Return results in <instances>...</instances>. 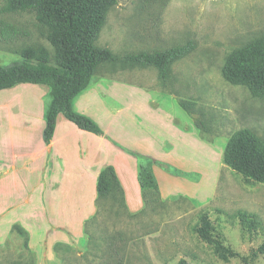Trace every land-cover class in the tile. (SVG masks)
<instances>
[{
  "label": "rangeland",
  "instance_id": "rangeland-1",
  "mask_svg": "<svg viewBox=\"0 0 264 264\" xmlns=\"http://www.w3.org/2000/svg\"><path fill=\"white\" fill-rule=\"evenodd\" d=\"M0 17L29 33L12 45L43 46L51 55L56 52L46 39V28L36 24L33 13ZM263 34L264 0H117L107 13L97 46L124 55L194 41L193 50L172 63L166 86L153 66L107 63L98 68L88 88L106 78L115 83L114 91L106 90L101 97L84 103L93 118L87 116L102 129L99 137L103 136L105 144L114 140L120 157H131L135 167L149 164L144 156L156 160L152 169L162 188L161 199L132 213L115 197L99 198L95 214V209L91 214L96 206L92 202L82 209L78 218L82 223L69 225L65 222L74 218V210L67 214L65 197L66 204L71 203L72 193L56 184L51 191L54 199L44 202L40 185L31 205L16 209L17 216L25 213L21 226L29 228L31 237L29 233L27 240L13 227L0 243V264H179L181 260L187 264H264V254L253 262L239 257L221 259L193 230L206 214L223 233L226 244L242 255L264 243V182L248 179L221 161L226 142L235 131L249 128L264 135V96H252L247 87L230 84L221 71L228 54ZM20 61L19 54L0 48V65ZM36 93L39 104L32 111L40 121L42 102L49 105L51 96L39 89ZM168 97L177 103L178 98L192 100L195 115L204 119L206 130L191 124L188 119L193 118L179 104L173 110ZM11 107L12 113L18 114L14 102ZM180 111L185 117L179 116ZM59 124L61 131L64 122ZM35 130L30 132L32 143L41 138ZM163 131L166 139L160 153L155 144L149 148L144 140H161ZM61 132L65 134V130ZM128 133L134 141H125ZM195 143L198 151L191 148ZM59 149L60 145L54 147L55 157ZM108 157L112 163L118 159L111 153ZM63 162L55 160L62 170ZM130 184L135 185L133 177ZM136 185L128 193L130 204L137 203L133 196L141 199L139 183ZM6 202L11 203V198ZM240 212L254 214L262 227L242 234ZM8 214L2 219L10 220ZM82 225L83 237L66 240L65 232L73 233L72 229ZM0 229L7 233L5 224Z\"/></svg>",
  "mask_w": 264,
  "mask_h": 264
},
{
  "label": "trees",
  "instance_id": "trees-1",
  "mask_svg": "<svg viewBox=\"0 0 264 264\" xmlns=\"http://www.w3.org/2000/svg\"><path fill=\"white\" fill-rule=\"evenodd\" d=\"M117 0H0V14L33 13L36 24L46 28V39L56 51L51 55L43 46L12 45L14 41L29 35L27 31L0 17V48L21 56L12 65H0V90L18 83L45 84L50 86L51 102L46 112L44 140L53 136L57 116L61 113L82 130L100 135L102 129L94 121L74 111L72 101L91 84L98 68L107 63L153 66L163 86L170 80L171 65L188 55L194 41L187 40L167 49L151 52L140 51L118 55L109 48L96 45L107 13ZM222 75L233 85L248 88L252 96H264V34L253 38L228 54ZM178 104L193 118L195 125L206 130L205 121L195 115L197 109L192 100L178 98ZM224 164L239 171L248 179L264 182V135L259 136L249 128L235 131L227 140L222 160ZM97 200L115 197L125 204L124 190L115 169L104 168L97 181ZM242 234L262 227L254 215L240 212ZM28 240V232L19 224L13 225ZM202 241L213 247L214 253L227 260L239 257L253 262L264 254V243L242 255L226 244L223 233L217 229L206 214L193 227ZM179 264H187L181 260Z\"/></svg>",
  "mask_w": 264,
  "mask_h": 264
},
{
  "label": "crops",
  "instance_id": "crops-1",
  "mask_svg": "<svg viewBox=\"0 0 264 264\" xmlns=\"http://www.w3.org/2000/svg\"><path fill=\"white\" fill-rule=\"evenodd\" d=\"M30 84L33 83H18L12 87L0 90V92H5L0 93V225L5 224L7 230L6 233L0 229V243L4 241L6 234L10 232L14 224L22 225L25 223V213L17 216L18 211L16 209L29 207L33 193L40 185L42 186L41 194L45 199L44 202L54 199L51 191L56 184H63L65 192L72 193L71 203L66 204L68 200L65 197V208L68 209V215L73 213L72 210H74V218L68 217L66 224L82 223L83 220H78L81 217L82 209L87 204H92V202H95L96 206L92 207L91 214L94 209L95 214L97 211L96 202L98 195L96 194V187L98 176L107 166L114 167L117 178L124 190L125 204L130 212L137 213L147 207V205H150L151 201L161 199L162 188L152 169V164H156V160L152 157L144 156L147 161L149 160V164L142 165L140 163L138 167H135V164L130 160L131 157L126 156L125 159L118 155L121 151L116 149L113 144L114 140H107L105 144L103 136L99 137V135L80 129L61 113L57 116L51 140L45 142L43 133L46 126V112L49 107L48 101L42 102L43 113L40 121L36 119V113L32 110L34 105L36 107L39 104V96L36 93L38 89L44 91L47 95L48 93L50 94V86L40 84L47 86L48 89H46ZM114 86L115 83L108 81L106 78L104 80L100 78L92 87L86 88L87 90L80 92L74 97L72 101L73 109L79 114L90 116L84 109V103L88 99L93 101L95 96L101 97L100 93L106 90L108 92L114 91ZM12 99L15 103V110L18 113L16 115L12 113ZM168 99L169 104L173 105V110L177 109L178 103L173 98L168 97ZM179 116L185 117V113L180 111ZM62 118H64V121H62ZM188 120L191 124L194 123L192 119ZM62 122H64L62 130H65V134L61 132L62 130L58 131L61 127L59 123ZM35 128L41 138L36 143H32L30 132ZM111 129L113 128L111 127ZM75 134H82L83 137L73 136ZM157 136H160V133ZM197 136L198 132L196 133V138ZM161 137H163L161 140L153 137V139L148 138L144 142L147 143L149 148L151 144H155L157 152L162 153L164 148L161 144L163 139H166L165 131L162 132ZM125 141H134L132 133L126 135ZM59 145L60 149L57 150L56 158L54 147H59ZM112 148L116 150L113 151ZM180 148L183 147L180 146ZM191 148L194 151L196 149L198 151L196 143ZM109 153L113 154L115 158H121V160L118 161L117 159L115 162L113 161L114 163L110 162ZM59 159L64 160L63 170L55 164V160ZM132 177L135 180V185L131 186ZM137 182L139 183L141 199L139 200V198L133 196L132 200L135 198L137 203L134 204L133 201L132 204L134 205H132L130 204L131 197H129L128 193L135 190ZM127 185H129V188ZM8 197L11 198V203L6 202ZM189 198L191 197L189 196ZM7 214L11 219L5 221L2 218ZM22 227L29 235V228ZM83 229L82 225L72 229L73 233L65 232L66 240L70 241V237L74 239L83 237Z\"/></svg>",
  "mask_w": 264,
  "mask_h": 264
}]
</instances>
